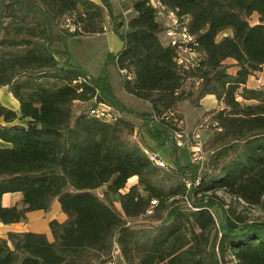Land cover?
<instances>
[{
	"label": "trees",
	"instance_id": "trees-1",
	"mask_svg": "<svg viewBox=\"0 0 264 264\" xmlns=\"http://www.w3.org/2000/svg\"><path fill=\"white\" fill-rule=\"evenodd\" d=\"M114 1L0 0V88L9 86L19 101L15 109L0 99V220L50 211L55 200L66 214L50 220L51 238L34 230L0 233V264H106L117 247L121 264H221L228 250L239 264H264V221L232 211L217 225L213 212L223 205L218 188L264 202V87L247 85L264 65V0H160L188 17L199 41L203 57L190 68L163 38L153 0H126L133 12L125 19ZM108 16L122 46L108 51L94 74L57 44L104 32ZM110 66L121 71L124 92L149 109L124 104ZM207 94L221 107L209 113L201 182L188 187L195 171L179 160L157 165L132 135L139 126L159 143L173 141L176 154L180 102L197 106ZM93 99L123 112L106 119L91 107L75 110L76 101ZM8 191L23 198L3 205Z\"/></svg>",
	"mask_w": 264,
	"mask_h": 264
},
{
	"label": "rangeland",
	"instance_id": "rangeland-1",
	"mask_svg": "<svg viewBox=\"0 0 264 264\" xmlns=\"http://www.w3.org/2000/svg\"><path fill=\"white\" fill-rule=\"evenodd\" d=\"M119 3L120 6H118L117 11H115L121 13L120 18L125 19L130 17L133 12L130 2H127L126 0H119ZM162 16L163 20L165 21L167 13L165 12V14H163ZM249 19L251 22L256 21L257 13L250 16ZM109 20L110 17L108 16V21L106 23V30L108 31H106V33L70 36L66 42L67 45L57 44V46L60 48H65L66 46V48L69 49L72 62L81 65L86 69H89L94 74H98L102 69L107 52L115 51L118 48L120 49V47L122 46V40L112 28ZM164 21L162 23H164ZM220 35H222V33ZM163 38L166 40L165 34H163ZM108 69H110L111 71V82L119 97L127 107L134 109L135 111L149 109L150 105L147 101L124 92L120 80L121 71L119 72L113 66H110ZM8 87L9 86L5 85L0 88V99L2 102L15 104L12 101L15 96L9 91ZM211 106L212 105L205 103H200L199 105L194 106L187 99L181 101L178 108L184 115V132L191 135L194 132L198 131L201 133L203 140H206L212 132V125L209 121L211 120L209 113L213 108ZM80 107H96L101 110H107L111 114L109 115L112 118L114 117V115H116V117H119L123 112L116 106L103 101H96L95 99L87 102L76 101L75 110H78ZM135 132H137V137H134V135H132V138H137L140 144L147 150L157 152L162 158L165 159L167 164L174 167V161L179 160L184 166H188L192 171H195L194 178L199 176L198 174L202 172L204 163L194 160L189 144L180 146L179 148H177L178 150L176 151V154H173V149L174 147L176 148L173 141H168L165 144L159 143L156 140L152 139L149 135L139 131V126L135 127L134 133ZM130 182H133V178L130 179ZM99 190L101 191L102 189ZM216 194L218 198L223 202V205H220L222 203H219L214 207L213 210L215 218L217 220V225L221 217H223L226 213L232 211L236 213V215L240 214L241 217H243L245 220L264 221V202L260 204H250L249 202L244 201L242 198L233 196L229 192L221 188L216 189ZM187 203L185 202L183 204H187L189 206L192 205L189 202ZM117 205L119 204L117 203ZM175 208L176 207H173L171 211ZM171 211L167 214L168 218H171ZM120 262H123V258L121 257L119 249L117 247L115 248L114 259L108 261L106 264H121ZM221 264H239V261L237 260V258H235L232 252L228 250L225 256L221 259Z\"/></svg>",
	"mask_w": 264,
	"mask_h": 264
},
{
	"label": "built area",
	"instance_id": "built-area-1",
	"mask_svg": "<svg viewBox=\"0 0 264 264\" xmlns=\"http://www.w3.org/2000/svg\"><path fill=\"white\" fill-rule=\"evenodd\" d=\"M153 4L157 7L158 18L163 22V14L167 13V17L163 23L165 29L164 34L166 40L177 49V62L184 68H190L199 66L203 57V54L199 49V41L196 36L190 32L188 28V17L178 16L175 11L168 9L163 5L160 0H153ZM90 112L97 116L104 117L106 119H114L110 117V113L107 110H101L96 107H91ZM110 114V115H109ZM177 120V119H176ZM134 137H137V132L134 133ZM203 138L201 133L196 131L193 134L185 133L184 131L175 130L174 142L180 147L189 144L192 156L194 160L204 163L205 151L203 148ZM149 157L159 166H169L164 158H162L157 152L147 150ZM194 180L187 179L186 185L191 187L193 184H199L202 178V172L198 174ZM155 202V200H153Z\"/></svg>",
	"mask_w": 264,
	"mask_h": 264
},
{
	"label": "crops",
	"instance_id": "crops-1",
	"mask_svg": "<svg viewBox=\"0 0 264 264\" xmlns=\"http://www.w3.org/2000/svg\"><path fill=\"white\" fill-rule=\"evenodd\" d=\"M98 1V0H96ZM120 6L119 0L114 1V8L117 11V7ZM257 20V19H256ZM107 29V25H106ZM105 30L102 33H106ZM99 34V33H97ZM121 48V47H120ZM119 49V48H118ZM116 49V50H118ZM120 50V49H119ZM230 61H233L232 59ZM237 66L231 67L232 71H235ZM247 85L250 87H264V65L262 69L256 71L255 73L251 74L249 77H247ZM12 101L15 104H10L7 102H3L7 104L10 107H13L15 109H19V101L15 97L12 99ZM201 104H210L211 107L214 108H220L221 103L218 102L217 97L214 94H207L201 99ZM150 105V104H149ZM0 144H4L3 141L0 139ZM133 182L136 181V176L132 177ZM131 178V179H132ZM23 198V193L21 191H8L5 192L2 196V204L6 206L14 205L18 201H20ZM50 211H44L42 209H35V210H28L26 213V218L13 223H4L0 220V233L3 236H7V233L10 230H34V231H42L47 233V235L51 238L52 232L50 228V220L53 218H57L58 220L62 221L66 218V214L62 211L60 203L58 200H55L53 202V206Z\"/></svg>",
	"mask_w": 264,
	"mask_h": 264
}]
</instances>
